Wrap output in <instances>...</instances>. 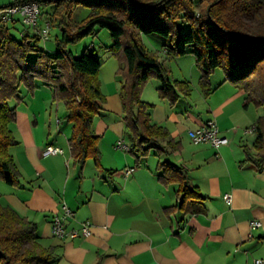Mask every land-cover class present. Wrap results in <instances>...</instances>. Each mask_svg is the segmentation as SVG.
<instances>
[{
  "label": "crops",
  "instance_id": "0c3cea01",
  "mask_svg": "<svg viewBox=\"0 0 264 264\" xmlns=\"http://www.w3.org/2000/svg\"><path fill=\"white\" fill-rule=\"evenodd\" d=\"M218 84L209 94L201 93L196 102L190 92L181 91L184 100L192 102L187 104L186 117L180 112L183 104L168 102L160 96L159 83L154 84L152 120L167 127L180 148L158 153L152 170L135 167L131 156L115 150L121 149L116 138L122 131L116 122L106 120L100 130L101 166L91 159L82 166L76 164L68 138L65 142L47 137L45 100L49 94L35 89L27 95L32 112H27L23 123L15 124L18 143L10 147L21 173V186L7 184L0 201L38 224L41 243L57 246V264H253L254 258L264 259V168L258 170L243 162L245 148L256 153L254 131L247 129L260 114L251 104L244 105V90L228 81ZM113 91L119 103L110 110L115 109L118 120L121 101L119 90L113 87ZM107 99L102 110L110 106L109 96ZM207 119L215 120L228 140L226 144L214 146L184 139L187 131ZM108 131L111 153L106 160L102 139ZM112 142H116L114 149ZM51 144L62 152L44 155V148ZM161 161L187 168L191 182L205 196L196 203L201 207L199 212L186 214L182 209L169 208L177 201L176 184L158 180ZM130 167L133 170L125 174ZM225 194L231 195L230 202ZM63 203L73 211L67 226L89 221L90 236L61 239L52 235L51 216L61 212ZM251 220L261 225L252 229Z\"/></svg>",
  "mask_w": 264,
  "mask_h": 264
},
{
  "label": "trees",
  "instance_id": "16d2710c",
  "mask_svg": "<svg viewBox=\"0 0 264 264\" xmlns=\"http://www.w3.org/2000/svg\"><path fill=\"white\" fill-rule=\"evenodd\" d=\"M30 1L41 4V14L43 6L54 5L44 18L49 22V37L52 28L58 32L53 50H48L40 45L36 29L19 20L0 22V175L10 186H21V173L10 152L18 143L11 128L16 109L10 101H23L22 85L28 93L40 86L49 88L54 101L64 102V119L71 125V157L81 166L87 159L101 166L100 136L92 129L94 116L107 101L98 79L101 62L87 50L76 56L69 45L103 28L111 37L107 49L119 61L121 114L129 139L127 150L136 164L151 147L158 153L180 148L168 128L152 120L154 103L140 96L151 76L159 81L160 96L169 97L171 103L181 96L180 91L189 93L188 81L171 80L169 59L193 55L203 94L216 88L209 75L222 68L224 78L218 85L228 81L244 90L245 106L264 107V0H12L0 8ZM79 5L88 13L77 21L72 15ZM141 34L160 36L165 57L149 50ZM253 131L256 153L245 148L243 162L261 170L264 113L255 120ZM157 167L159 181L176 184L177 201L169 208L199 212L205 196L191 182L187 168L167 161L158 162ZM58 258L57 246L41 243L36 222L0 201V264H57Z\"/></svg>",
  "mask_w": 264,
  "mask_h": 264
},
{
  "label": "rangeland",
  "instance_id": "374dc122",
  "mask_svg": "<svg viewBox=\"0 0 264 264\" xmlns=\"http://www.w3.org/2000/svg\"><path fill=\"white\" fill-rule=\"evenodd\" d=\"M9 1H12V0H0V4L7 3ZM53 8H54V5H48V6L42 7V14L40 15L38 19V22L40 25H43V18L46 15H48L53 10ZM87 13H88V9L84 7L83 5H79L75 8L72 18L78 21V20H81L83 17H85ZM57 32L58 31L56 30V28L55 29L52 28L49 39L46 41L41 39L40 45L46 47L48 50H53L55 46V42H56L55 35H57ZM14 35L17 37L19 33L17 31H14ZM140 38L143 44H145L149 50H151L152 52H155L161 58L165 57L164 53H161L162 50L160 47L162 44V39L160 36L156 34H141ZM110 44H111L110 33L107 29L103 28V29H100L94 35H87L83 37L82 39L74 43H71L69 45V48L74 52L76 56H80L81 54H83L85 50H87L89 53L95 54L101 62L100 70L98 73V79L101 82V88L103 92L106 94V99L109 96L110 106L107 108L108 110L107 109L100 110V112L94 116V117H97L95 120L96 121L95 122L96 131H94V133L100 136L99 137V141H100V138L103 137L101 135L100 130H102L105 125L104 121L105 120L108 122L114 121L116 122V125L119 127V129L122 131L121 134L118 136V138H116V142L119 140H123L127 145H129V139L126 135V126L122 120V114L118 116V120H117L115 109L112 108L114 111L110 110V108L113 106L116 108L115 106L116 102H117L116 105L119 103L118 98H116V96H113L114 95L113 87H116V89L119 90L120 79H121L120 76L115 73V70H117L116 67L118 68L119 66L118 58L116 56H113L107 49V47ZM167 65L170 68L169 75H170L171 80L188 81V85L190 88L189 92H190V96L193 102L198 97H201V93L203 94V92L199 84L200 69L195 64V60L192 54H186L183 56H177L172 59H169L167 60ZM223 78H224L223 69L217 68L214 72H212L209 75L211 86L217 85L219 82H221ZM158 83L159 81L155 77L151 76L141 88V91H140L141 99L152 103V98H154V95H155L152 90V87L154 89L155 86L158 85ZM21 89L22 90L20 92V95L23 97V101L21 102H17L16 100L10 101V105L14 106L16 109V120L11 124L12 129L15 128L16 123L20 125L21 123L24 122V119L26 118L25 116L28 111L29 113L32 112V109L29 106L30 102L28 103L29 100L27 99V95L31 94V92L28 93L24 89V85L21 86ZM39 89L44 90L46 91V93L49 94V98L45 100V105H46L45 117L47 121V123H45V130H46L47 137L48 138L57 137L59 138V140H63L66 142L67 138H69L71 135V125L70 123L66 122V120L64 119V116L66 114V108H65L64 102H62L61 100L54 101L52 99V92L49 88L40 86ZM180 95H181L180 96L181 98L177 99L179 106L180 104H183V107L182 109H180V112L182 116L186 117L187 113H185V110L187 109V104L192 103V102H190L189 99L187 101L184 100V96L181 93V91H180ZM165 99L168 102L172 101L167 96H165ZM36 103H37V100H36ZM38 103L40 104L42 103V101L40 102V100L38 99ZM252 107L258 109L259 114L264 113V107H256L254 105H252ZM151 117H152V112H151ZM57 119L60 120V124L57 123ZM109 135H110V132L108 131L106 132L104 139H102V144H103L102 147H103V152L106 156V160H107V156L111 153L108 147L109 146L108 145ZM184 139L188 141L190 139L189 134L188 136H184ZM116 142L111 143L112 149L115 148L114 143ZM65 146L67 148V145ZM115 150H118L120 153H123L124 155L131 156L133 158V163L135 164L136 162L135 157L128 150L116 149V148ZM158 152L159 151L157 150V148L151 147L147 151L145 156H142L140 158L139 163H137L135 167H143V168L145 167L151 170L156 168L155 164L157 163V160H159ZM100 153L102 155L101 149H100ZM6 185L7 184L5 183L2 176L0 175V192L2 191V188L5 187Z\"/></svg>",
  "mask_w": 264,
  "mask_h": 264
},
{
  "label": "built area",
  "instance_id": "2783aa9c",
  "mask_svg": "<svg viewBox=\"0 0 264 264\" xmlns=\"http://www.w3.org/2000/svg\"><path fill=\"white\" fill-rule=\"evenodd\" d=\"M41 14V4L37 1L16 3L0 8V22L8 23L14 20H19L25 27L36 29L42 40L46 41L49 39V22H43L40 25L38 19ZM253 131V127L247 129ZM189 137L193 143H210L214 146L226 144L227 138L221 134L214 119H207L202 125L195 129L188 131ZM116 146L121 149H128V145L123 141L119 140ZM62 152V149L54 146L47 145L44 150V155L55 154ZM133 170L132 167L125 170V174H128ZM224 198L226 201H231V195L225 194ZM73 215L72 209L65 203L61 206V212L59 214H53L50 220V229L53 236L61 239H74V238H86L92 234V226L89 221H83L77 227H68L66 220L68 217ZM261 225L258 220H251L249 222L250 228H256ZM253 264H264V259L257 257L254 258Z\"/></svg>",
  "mask_w": 264,
  "mask_h": 264
}]
</instances>
